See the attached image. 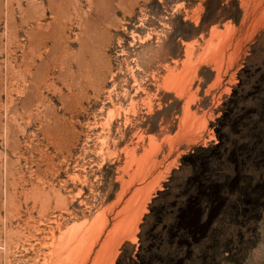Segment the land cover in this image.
Here are the masks:
<instances>
[{
  "label": "rangeland",
  "instance_id": "rangeland-1",
  "mask_svg": "<svg viewBox=\"0 0 264 264\" xmlns=\"http://www.w3.org/2000/svg\"><path fill=\"white\" fill-rule=\"evenodd\" d=\"M85 230L68 264H264V0H0V264Z\"/></svg>",
  "mask_w": 264,
  "mask_h": 264
},
{
  "label": "bare ground",
  "instance_id": "bare-ground-1",
  "mask_svg": "<svg viewBox=\"0 0 264 264\" xmlns=\"http://www.w3.org/2000/svg\"><path fill=\"white\" fill-rule=\"evenodd\" d=\"M209 49H211V48H209ZM189 57H190V55H189ZM171 74H170V76H172L171 78L173 80H176L175 82H177V80L180 79V77H181V76H178V75H176L174 73H171ZM102 220L103 219H100L99 223L96 226H98L102 222ZM91 234H92V232H90L89 230H85L84 232L68 231V232L64 233V235H65L64 236L65 237L64 240L61 238V240L55 246L56 247L55 248L56 257H55V263L54 264H68L72 259H75V257L78 256V252L83 247L84 242L91 236Z\"/></svg>",
  "mask_w": 264,
  "mask_h": 264
}]
</instances>
